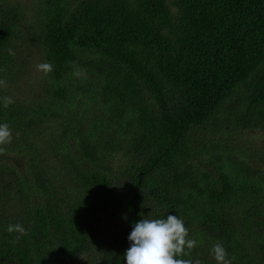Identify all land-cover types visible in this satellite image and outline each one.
I'll use <instances>...</instances> for the list:
<instances>
[{"label": "trees", "instance_id": "1", "mask_svg": "<svg viewBox=\"0 0 264 264\" xmlns=\"http://www.w3.org/2000/svg\"><path fill=\"white\" fill-rule=\"evenodd\" d=\"M0 79V264H126L150 213L264 264V0H0Z\"/></svg>", "mask_w": 264, "mask_h": 264}, {"label": "clouds", "instance_id": "2", "mask_svg": "<svg viewBox=\"0 0 264 264\" xmlns=\"http://www.w3.org/2000/svg\"><path fill=\"white\" fill-rule=\"evenodd\" d=\"M9 55H15L12 49H8ZM73 75L77 78H86V70L76 66ZM50 62L36 65L37 71L45 75L53 71ZM0 87H7V82L0 79ZM3 107L7 108L15 101L11 96L0 97ZM12 131L7 123L0 124V154L6 151L5 145L12 142ZM143 216V213H141ZM9 234L16 232L18 241L21 236L26 235L25 228L20 224L8 225ZM130 247L127 249L124 259L126 264H202L200 259L189 257L192 250L197 246L195 239L189 238V230L182 218L175 215H167L166 218H152V213L135 222L128 236ZM211 254L216 264H232L235 257L229 259V255L221 242L215 243L211 248Z\"/></svg>", "mask_w": 264, "mask_h": 264}, {"label": "rangeland", "instance_id": "3", "mask_svg": "<svg viewBox=\"0 0 264 264\" xmlns=\"http://www.w3.org/2000/svg\"><path fill=\"white\" fill-rule=\"evenodd\" d=\"M23 1H28V0H23ZM36 65H37L36 63H32V67H34V68L32 69L33 72L36 71V69H35V68H36ZM255 134H256V133H252V132H251V133H249V134L247 135V137H248V138H252V136L255 135ZM263 140H264L263 137H259V138L256 139V142H261V141H263Z\"/></svg>", "mask_w": 264, "mask_h": 264}]
</instances>
